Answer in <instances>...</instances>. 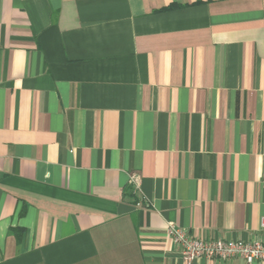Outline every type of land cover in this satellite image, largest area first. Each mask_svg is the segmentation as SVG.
<instances>
[{"label": "crops", "instance_id": "obj_1", "mask_svg": "<svg viewBox=\"0 0 264 264\" xmlns=\"http://www.w3.org/2000/svg\"><path fill=\"white\" fill-rule=\"evenodd\" d=\"M263 153L264 0H0V264L264 241Z\"/></svg>", "mask_w": 264, "mask_h": 264}, {"label": "built area", "instance_id": "obj_2", "mask_svg": "<svg viewBox=\"0 0 264 264\" xmlns=\"http://www.w3.org/2000/svg\"><path fill=\"white\" fill-rule=\"evenodd\" d=\"M259 184L264 192V153ZM130 187L135 191L140 190L136 175H131ZM260 225L264 231V217ZM166 231L187 264H193L197 260H205L212 264H264V241L259 238L250 241L206 240L191 237L173 224L168 225Z\"/></svg>", "mask_w": 264, "mask_h": 264}]
</instances>
